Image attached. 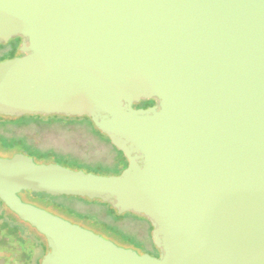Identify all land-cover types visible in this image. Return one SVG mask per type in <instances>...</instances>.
I'll return each instance as SVG.
<instances>
[{
	"label": "water",
	"instance_id": "obj_1",
	"mask_svg": "<svg viewBox=\"0 0 264 264\" xmlns=\"http://www.w3.org/2000/svg\"><path fill=\"white\" fill-rule=\"evenodd\" d=\"M17 36L0 115L87 116L128 161L106 175L0 155V200L45 237L43 264H264V0H0V43ZM21 189L145 216L160 254Z\"/></svg>",
	"mask_w": 264,
	"mask_h": 264
},
{
	"label": "rangeland",
	"instance_id": "obj_2",
	"mask_svg": "<svg viewBox=\"0 0 264 264\" xmlns=\"http://www.w3.org/2000/svg\"><path fill=\"white\" fill-rule=\"evenodd\" d=\"M17 46L18 40L15 37L0 43V61L18 56L20 53ZM145 104L146 100L142 99L141 102H135L134 106H145ZM92 127L90 122L83 123L77 119L66 122L36 121L21 125L0 123V133L9 137L23 138L35 148L49 151L48 156L54 153L63 155L61 158L47 161L36 159L37 162H57L85 172L116 175L125 164L123 162L121 165L118 161L119 159L123 161L122 156L116 161V153L121 155L120 150L108 140L96 137L92 133ZM1 146H3L2 141H0ZM19 196L25 202L75 222L71 220L72 217L79 221L76 223L105 237L107 236L104 232L118 236L112 240L119 245L130 244L138 253L154 255L158 248L152 238L151 225L140 214L132 211L118 214L108 205H102L97 198L88 199L74 195L51 196L45 193L39 195L27 191H21ZM8 214L10 211L4 204H0V256L5 257L4 264H38L43 257L42 247L25 234L13 235L11 228L2 218ZM20 237L25 242L20 243L18 241Z\"/></svg>",
	"mask_w": 264,
	"mask_h": 264
},
{
	"label": "trees",
	"instance_id": "obj_3",
	"mask_svg": "<svg viewBox=\"0 0 264 264\" xmlns=\"http://www.w3.org/2000/svg\"><path fill=\"white\" fill-rule=\"evenodd\" d=\"M150 101L152 102V100H150ZM71 119H77L83 123L90 122L93 125V127L91 128L92 133L96 137H98L99 139H104V140L106 139L111 143L108 136L105 135L101 130H98L96 128V126L93 124V122L91 121V119L87 116H65L62 114H52V115H48V116L43 115V114H35V115L26 114V115H18V116L0 115V123L1 124H14V125L29 124L31 122H36V121L66 122V121H71ZM0 141H2V144H3V146L0 147V155H3V156H11L15 152H24V153L32 156L35 160L37 159L39 161H41V160L47 161V160L55 159L58 157H60V158L63 157V155L60 153H54V154L51 153L52 155L48 156V153H50L49 151H43L41 149L35 148L34 146L27 143V141L23 138L9 137V136H5V135L0 133ZM120 154L121 155H118L116 153V161L119 159V157L122 156L123 161L121 159H119L118 161L121 165L123 164V162H125V164L119 170L120 172H118L117 174L121 173L122 170L124 168H126V166L128 164V162H126L127 158L122 153V151H120ZM23 191H27V192H30L32 194H39V195H40V193H42V194L45 193V194H48L51 196L74 195V196L85 197V196L77 195V194H66V193L53 194V193L47 192L45 190L36 191V190H32V189H23ZM79 202H81V201H79ZM100 202L102 205H108L112 211L116 212V209L111 204L106 203V202L103 203V201H101V200H100ZM86 203H90V202H86ZM0 204H3V203L0 201ZM72 213H75V212H72ZM140 216H142V215H140ZM67 217H69V216H67ZM142 217H144L148 221V223L151 225L150 221L145 216H142ZM2 218L5 221V223H7L8 227L11 228L13 235L17 236V233H19V235L25 234L26 237H32L34 239V241H36V243H38L41 247H44L43 255L45 254L46 242H45L43 235L39 234L28 223L21 221L13 212H10V214L5 215ZM71 220H73L75 222L76 221L79 222L78 220H75L72 217H71ZM151 227H152V225H151ZM104 233L108 238H111V239L114 237L118 238V236L111 235L110 233H106V232H104ZM18 241L20 243L25 242V240L22 239L21 237L18 238ZM121 245H125V243H121ZM129 246H130V244H129ZM38 264H41V263H38Z\"/></svg>",
	"mask_w": 264,
	"mask_h": 264
},
{
	"label": "flooded vegetation",
	"instance_id": "obj_4",
	"mask_svg": "<svg viewBox=\"0 0 264 264\" xmlns=\"http://www.w3.org/2000/svg\"><path fill=\"white\" fill-rule=\"evenodd\" d=\"M17 40H18V46H17V49H18V47L20 46V43H21V41H22V38L20 37V36H17V37H15ZM19 55H22L23 53L19 50ZM146 100V104H145V106H134V103H133V107L134 108H147V107H150V106H152V105H154V104H156V101L154 100V99H145ZM150 100H152V102L150 101ZM139 102H141V100L139 101ZM21 191H23V189H21L20 191H19V193L21 192ZM1 201V200H0ZM6 207V206H5ZM7 208V207H6ZM8 209V208H7ZM9 210V209H8ZM10 211V210H9ZM11 212V211H10ZM33 228V227H32ZM39 233V232H38ZM40 234V233H39ZM44 239H45V237H44ZM36 242V241H35ZM45 242H46V239H45ZM38 244V243H37ZM39 245V244H38ZM40 246V245H39ZM41 247V246H40ZM43 252H44V247H42V256H44L45 254H46V252H47V242H46V252H45V254L43 255ZM159 254H160V250H159V248H157L156 249V253L154 254V256H159ZM152 255V254H151ZM42 259H43V257H42ZM42 259L40 260V262L39 263H41V264H43L42 263ZM5 261H6V259H5V257L4 256H0V262H1V264H4L5 263Z\"/></svg>",
	"mask_w": 264,
	"mask_h": 264
}]
</instances>
